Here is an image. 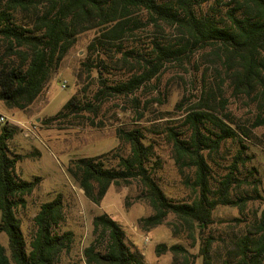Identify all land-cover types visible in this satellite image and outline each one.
Segmentation results:
<instances>
[{"label": "trees", "instance_id": "trees-1", "mask_svg": "<svg viewBox=\"0 0 264 264\" xmlns=\"http://www.w3.org/2000/svg\"><path fill=\"white\" fill-rule=\"evenodd\" d=\"M210 2L212 5L206 10L204 7ZM151 24L177 28V42L156 40L152 47L154 56L142 58L147 62L143 70L128 79L111 82L101 70L100 87L93 99H87L85 94L83 97L79 91L45 122L53 124L74 117L97 125L95 117L89 115L97 116L103 101L113 96H130L158 75L166 63L190 60L195 53L209 48L223 62L225 81L232 87L233 95L247 96L257 103L259 112L252 127L264 125V0H0V100L10 109H30L77 37L91 29H98L100 35L89 49L97 51L99 45L117 43L119 52H123L117 63L129 62L135 51L122 50V40L137 28ZM101 61L99 65H83L106 70L107 64ZM222 89L218 83L204 89L185 116L184 127L188 131L173 127L168 130L180 173L196 191L192 199L175 201L165 193L154 176L158 167L153 160L155 146L147 142L140 127L117 129L120 142L130 145L129 153L114 149L73 159L68 172L97 204L112 184L128 185L138 180L143 197L153 208L151 215L140 219L143 228L159 225L173 214L177 219L172 224L175 234L187 232L194 237L195 232H204L213 223L214 210L219 205H238L243 210L247 204L246 198L235 200L231 191L239 181L240 166L248 160L243 135L250 136L251 128L238 126L228 112L220 116L228 103ZM17 132L18 126L8 122L0 132V233L7 235L10 250L0 242V264H66L62 256L71 251L74 233L58 230L65 220L61 193L41 205L34 217L35 233L27 244L17 210L25 206L26 196L34 191L41 177L25 180L17 172L23 155L10 146ZM227 140L237 141L240 149L229 172L214 189L209 159ZM93 225L94 240L84 249V262L80 264H147L144 254L128 244L123 226L108 213L96 215ZM229 246L238 260H226L224 264H264V208ZM212 247L213 241L207 238L201 247L204 264H214ZM165 250L175 255L171 264H196L195 256L191 258L182 244L157 245V252Z\"/></svg>", "mask_w": 264, "mask_h": 264}, {"label": "rangeland", "instance_id": "rangeland-1", "mask_svg": "<svg viewBox=\"0 0 264 264\" xmlns=\"http://www.w3.org/2000/svg\"><path fill=\"white\" fill-rule=\"evenodd\" d=\"M211 5L210 2L204 8L208 10ZM99 35L100 31L95 28L77 37L52 80L30 109H10L0 100V114L6 116L10 125L18 126V132L10 140L12 150L23 155L17 163V172L25 180L41 177L34 191L26 196L25 206L17 210L28 246L36 230L34 217L41 205L61 193L65 220L58 230H72L74 233L71 251L62 256L66 264L84 262V249L94 240V217L102 213H108L123 226L128 244L144 254L147 264H171L174 261L172 251L157 252V245L161 243L167 246L182 244L191 258L195 256L196 264H204L201 247L207 238L213 241L211 256L214 264H224L226 260L237 261L238 257L233 256L229 244L247 230L264 208V125L252 127L259 112L257 103L247 96L233 95L232 87L225 81L223 62L213 56L208 48L195 53L190 60L166 63L161 72L136 93L113 96L103 101L97 116L86 114L95 117L97 125L74 117L67 121L46 123L45 119L57 114L75 93L82 91V96L85 94L87 99H93L100 87L101 70L111 82L140 73L143 64H147L142 58L151 59V55L154 56V42L161 39L177 42L179 31L169 26L157 28L153 24L137 28L121 43L122 50H134L135 53L129 62L119 63L116 60L123 56V52H119L121 47L117 43L99 45L97 51L89 49L91 42ZM101 60L107 64L106 70L83 65L88 62L99 65ZM217 83L228 99L227 109L221 111L220 116L228 112L238 126L251 128L250 136L243 135L244 143L248 146L245 150L248 160L246 165L240 166L237 172L239 181L231 191L235 200L246 198L247 204L243 210L238 205H219L214 210L213 223L204 232H195L194 237L187 232L175 234L172 224L175 225L177 219L173 214L159 225L143 228L140 219L151 215L153 208L143 197V187L138 180L128 185L112 184L103 200L97 204L68 172V165L73 159L96 156L114 149L123 154L129 153L130 145L120 142L117 129L140 127L146 133L147 142L155 146L153 160L157 161L158 167L154 176L165 193L175 201L192 199L196 191L186 184L180 173L168 130L170 127L178 131L187 130L184 127L187 112L202 97L204 89ZM7 122H0V132ZM239 149L237 141L227 140L218 153L210 156L214 189L229 172ZM0 242L10 252L5 233H0Z\"/></svg>", "mask_w": 264, "mask_h": 264}, {"label": "built area", "instance_id": "built-area-1", "mask_svg": "<svg viewBox=\"0 0 264 264\" xmlns=\"http://www.w3.org/2000/svg\"><path fill=\"white\" fill-rule=\"evenodd\" d=\"M0 122H2V123H5V122H7V118H6V116H5V115H3V114H0Z\"/></svg>", "mask_w": 264, "mask_h": 264}]
</instances>
